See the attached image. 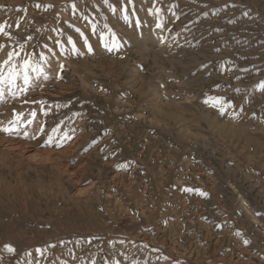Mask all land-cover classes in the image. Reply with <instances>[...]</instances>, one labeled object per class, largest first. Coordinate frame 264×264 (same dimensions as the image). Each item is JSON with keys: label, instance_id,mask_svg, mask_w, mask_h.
I'll return each mask as SVG.
<instances>
[{"label": "rangeland", "instance_id": "rangeland-1", "mask_svg": "<svg viewBox=\"0 0 264 264\" xmlns=\"http://www.w3.org/2000/svg\"><path fill=\"white\" fill-rule=\"evenodd\" d=\"M108 4L0 0V264H264V0Z\"/></svg>", "mask_w": 264, "mask_h": 264}, {"label": "snow or ice", "instance_id": "snow-or-ice-1", "mask_svg": "<svg viewBox=\"0 0 264 264\" xmlns=\"http://www.w3.org/2000/svg\"><path fill=\"white\" fill-rule=\"evenodd\" d=\"M104 3H105V5L110 7V5L108 4V0H104ZM127 3L129 5H131L133 3V0H127ZM123 10L127 11V9H123ZM157 27H159V25H157ZM2 32H3V29L0 28V33H2ZM69 43H71V41H69ZM115 47H118V45L116 44L115 39L113 38L112 48H115ZM112 48H109L108 50L111 51ZM3 50H4V46H0V52H3ZM18 55H19V53L15 49L8 51L6 53V58H4L2 63H0V69H2L4 65H8L10 70L15 69V65L12 64V61H13L14 56H18ZM43 59H44V57L41 56V60H43ZM30 67H31V61L30 60H24L23 64L20 65V68L24 72L23 81H24L25 86H27L29 84L28 69ZM61 68H62V66H61ZM33 71H35V69H33ZM15 78H16V72L13 71L12 74L7 79V83H9V84L14 83ZM0 83H5V79L3 77H0ZM260 88L262 90H264V83L260 84ZM21 90L23 91L24 89H21ZM0 131L5 132V133H13V132H15V128L14 127L0 128ZM185 191H192V190L191 189H185ZM4 247L8 252H14V249L10 245H5Z\"/></svg>", "mask_w": 264, "mask_h": 264}]
</instances>
